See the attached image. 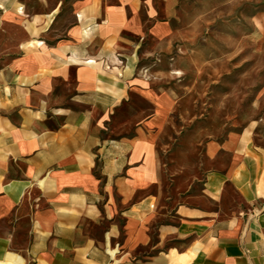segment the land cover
Returning a JSON list of instances; mask_svg holds the SVG:
<instances>
[{
  "label": "crops",
  "instance_id": "1",
  "mask_svg": "<svg viewBox=\"0 0 264 264\" xmlns=\"http://www.w3.org/2000/svg\"><path fill=\"white\" fill-rule=\"evenodd\" d=\"M155 3L0 0V264H264V133L208 140L168 192L172 99L135 62Z\"/></svg>",
  "mask_w": 264,
  "mask_h": 264
},
{
  "label": "rangeland",
  "instance_id": "2",
  "mask_svg": "<svg viewBox=\"0 0 264 264\" xmlns=\"http://www.w3.org/2000/svg\"><path fill=\"white\" fill-rule=\"evenodd\" d=\"M171 3L165 13L156 0L165 34L141 41L135 62L148 85L172 99L157 146L174 195L197 176L205 142L246 127L264 133V0Z\"/></svg>",
  "mask_w": 264,
  "mask_h": 264
}]
</instances>
